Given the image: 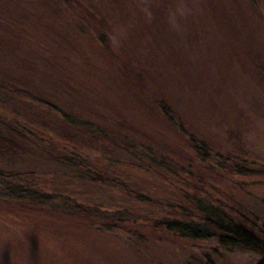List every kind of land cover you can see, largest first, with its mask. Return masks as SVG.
Returning <instances> with one entry per match:
<instances>
[{"label": "rangeland", "instance_id": "374dc122", "mask_svg": "<svg viewBox=\"0 0 264 264\" xmlns=\"http://www.w3.org/2000/svg\"><path fill=\"white\" fill-rule=\"evenodd\" d=\"M0 138V169L38 193L142 214L130 189L173 204L197 185L264 230V0H0ZM61 202L0 195V264H264Z\"/></svg>", "mask_w": 264, "mask_h": 264}, {"label": "trees", "instance_id": "16d2710c", "mask_svg": "<svg viewBox=\"0 0 264 264\" xmlns=\"http://www.w3.org/2000/svg\"><path fill=\"white\" fill-rule=\"evenodd\" d=\"M164 114L167 115L165 110ZM61 115L63 120L66 119L67 121L68 117L64 114ZM8 119L9 122H7L8 124L6 125L16 126L19 124L14 118L8 117ZM17 126L22 127V125ZM23 128L25 127L23 126ZM179 129L181 134H186L181 127H179ZM12 134L22 139L18 131H13ZM1 139L2 138H0V155L4 152L3 148H1L3 147L1 142L14 143L9 139ZM189 140L190 143L193 144L194 149L200 151L195 139L190 137ZM203 149V155H207L208 153H206L205 148ZM150 153L144 157L147 160L151 159L152 166L147 164L144 159H138L141 161V166L145 167L147 174L152 173L159 175L160 172L163 171L164 173L167 172V174L171 173L170 176L173 177L174 174L171 169L163 167V163H158L156 159H154L155 155ZM60 155L61 154H58V156ZM61 161L64 162V160ZM237 171H239V173ZM237 171L238 174H249L246 169H238ZM86 173L89 172L87 171ZM86 173H84V175L87 177L93 175ZM175 175L178 174L175 173ZM29 176L30 175L16 173L15 177L12 178V176L5 174V171L0 169V195L8 196L17 202H26L30 206L36 208H41L42 205L47 206V208L51 210H59L62 208L61 206L50 207L51 205H47L50 204V202L52 203L54 199H60L63 203H68L66 204L67 207L70 205L68 208L69 210L66 209L69 214L79 216L85 220H90V222L102 228H106L107 230H124L125 227H123V222L126 221V231H129V227L132 228L137 226V223H140L138 226H145L165 238L172 239L175 237L176 239L190 241H211L215 245L214 249H223L229 253H252L264 259V230L252 223L245 215L236 211H229L225 210V208L217 207L213 205L211 201L207 202L203 197L200 198L199 194H197L200 188L197 185L192 186V196H189L190 193H186L187 191L184 189L181 196L177 195L180 198L183 197V201L173 204L157 200L154 201L152 198L145 195L146 193H140L141 190L138 188L130 189V196L133 197V199L149 207L151 206L149 209L152 210L141 214L140 212L128 211L126 209L125 214V211L120 210V208L115 212L110 210L102 211L97 207L89 205V207L82 206L83 204H78L64 196L38 193L37 190L31 188V186L25 185L27 181L26 177ZM98 176L101 177L104 176V174H96L95 177L98 179ZM178 180L182 181L184 179L181 178ZM99 181L102 184L110 181L111 184L122 187L119 184L121 182L113 178L106 180L102 178L99 179ZM126 190H128L127 186ZM178 190L182 189L178 188ZM208 264L212 263L208 261Z\"/></svg>", "mask_w": 264, "mask_h": 264}]
</instances>
